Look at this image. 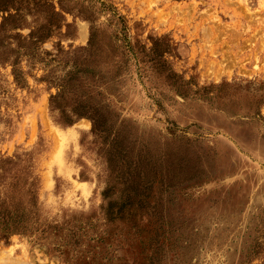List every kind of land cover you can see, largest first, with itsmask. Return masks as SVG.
I'll return each mask as SVG.
<instances>
[{"label": "rangeland", "instance_id": "374dc122", "mask_svg": "<svg viewBox=\"0 0 264 264\" xmlns=\"http://www.w3.org/2000/svg\"><path fill=\"white\" fill-rule=\"evenodd\" d=\"M0 202V264H264V0H0Z\"/></svg>", "mask_w": 264, "mask_h": 264}, {"label": "trees", "instance_id": "16d2710c", "mask_svg": "<svg viewBox=\"0 0 264 264\" xmlns=\"http://www.w3.org/2000/svg\"><path fill=\"white\" fill-rule=\"evenodd\" d=\"M26 224L27 218L22 212L6 205L4 207L3 202H0V242L6 243L12 234L25 231Z\"/></svg>", "mask_w": 264, "mask_h": 264}, {"label": "bare ground", "instance_id": "6f19581e", "mask_svg": "<svg viewBox=\"0 0 264 264\" xmlns=\"http://www.w3.org/2000/svg\"><path fill=\"white\" fill-rule=\"evenodd\" d=\"M7 264V263H6ZM18 264V263H17Z\"/></svg>", "mask_w": 264, "mask_h": 264}]
</instances>
